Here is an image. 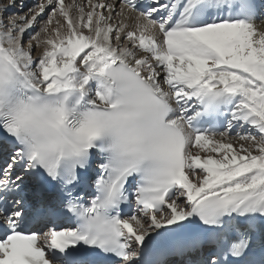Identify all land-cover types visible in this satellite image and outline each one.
I'll return each instance as SVG.
<instances>
[{
	"label": "snow or ice",
	"instance_id": "6c2138e0",
	"mask_svg": "<svg viewBox=\"0 0 264 264\" xmlns=\"http://www.w3.org/2000/svg\"><path fill=\"white\" fill-rule=\"evenodd\" d=\"M16 3L0 264H264V0Z\"/></svg>",
	"mask_w": 264,
	"mask_h": 264
},
{
	"label": "bare ground",
	"instance_id": "6f19581e",
	"mask_svg": "<svg viewBox=\"0 0 264 264\" xmlns=\"http://www.w3.org/2000/svg\"><path fill=\"white\" fill-rule=\"evenodd\" d=\"M7 2H8V1H7ZM71 2H72V0H66V3H71ZM76 2H77V3H80V2H82V0H76ZM6 4H7V3L4 4V2H3V4L0 5V6L6 5ZM21 5H23V8H24L25 6H27V8H29L30 5H33V4H32V0H17L16 6L13 7V8H10V9L8 10V12H6L5 14L8 16V13H9L10 11H12V10H14L15 13L18 12V10L21 9ZM17 7H19V8L16 9ZM117 7H118V6H117ZM15 9H16V10H15ZM5 14H4V16H5ZM42 17H43V16L40 17V20H42ZM256 23H257V25H258L259 28L264 29V22H261V20H257ZM38 24H39V21H38ZM29 34H30V32H29V33H26L25 36H27V35H29ZM34 52H35V53H34L35 55L33 54L34 56L38 55V50L34 49ZM239 130H240L239 128L236 129V131H239Z\"/></svg>",
	"mask_w": 264,
	"mask_h": 264
},
{
	"label": "rangeland",
	"instance_id": "374dc122",
	"mask_svg": "<svg viewBox=\"0 0 264 264\" xmlns=\"http://www.w3.org/2000/svg\"><path fill=\"white\" fill-rule=\"evenodd\" d=\"M7 1H8V0H0V5H2L3 2H4V4H5V3H8ZM36 2H37V0H36ZM36 2H34V3H36ZM32 6H33V5H30L29 8H27V6L24 7V8L22 9V13H21V14L28 13V10H29ZM18 8H19V7H17L16 9H18ZM16 9H15V10H16ZM20 10H21V9H20ZM20 10H18V11H20ZM13 13H15L14 10L10 11V12L8 13V16H11ZM8 16L5 14L4 18L7 19ZM45 18H46V16H43V17H42V20L45 19ZM35 30H36V29H33V32H34ZM30 35H32L31 32H30L29 35L25 36V40H27L28 37H29ZM34 53H35V52H34V50H33V54H34ZM34 55H35V54H34Z\"/></svg>",
	"mask_w": 264,
	"mask_h": 264
}]
</instances>
